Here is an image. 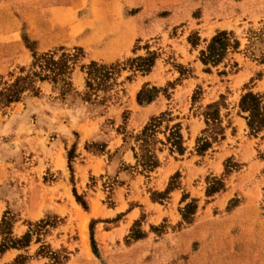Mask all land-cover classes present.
<instances>
[{
  "label": "rangeland",
  "instance_id": "rangeland-1",
  "mask_svg": "<svg viewBox=\"0 0 264 264\" xmlns=\"http://www.w3.org/2000/svg\"><path fill=\"white\" fill-rule=\"evenodd\" d=\"M221 30L238 51L205 72L199 50ZM28 46L80 47L83 57L69 92L36 80L37 95L0 99L6 242L29 223L50 225H33L30 245L0 254V264H264V186L252 213L235 209L242 190L264 184V128L251 135L238 106L248 91L264 99V0H0V90L28 70ZM148 52L156 59L142 73L136 59ZM89 61L116 65L104 104L83 100L79 64ZM146 84L162 91L141 109L135 97ZM214 102L222 139L214 127L203 132ZM165 110L180 122L185 153L164 150L149 174L132 168L133 137ZM200 137L212 144L198 154Z\"/></svg>",
  "mask_w": 264,
  "mask_h": 264
},
{
  "label": "trees",
  "instance_id": "trees-1",
  "mask_svg": "<svg viewBox=\"0 0 264 264\" xmlns=\"http://www.w3.org/2000/svg\"><path fill=\"white\" fill-rule=\"evenodd\" d=\"M25 39V38H24ZM239 41L230 31H217L206 43L204 48L199 50L198 60L206 67L205 72H209L211 67H216L221 64L229 53L237 52ZM27 47V46H26ZM28 48H30L28 46ZM32 52V60L28 70L24 75L17 76L14 81L0 90V99L4 104H10L20 99L25 91H31L33 95L38 94V88L35 86V81H48L52 85H59V89L67 93L72 90V73L74 67L80 59H82V49L74 47L67 49L59 46L53 50L38 53L30 48ZM156 55L152 52L144 57H137L136 70L146 73L154 65ZM116 65L103 64L95 61H89L88 64H79L80 70L85 74V91L83 93L84 101H97L98 104H104L108 100V90L112 79L113 70ZM236 67V64H234ZM24 70H22L23 72ZM162 90L160 88L148 85L142 86L136 93V102L141 106H146L154 101ZM101 92V94H99ZM197 91L192 96V101L196 99ZM223 98V96H221ZM217 103L207 104L206 111L202 114L205 128L203 132L211 130L210 128L218 129L215 134H220V139L223 138V129L221 125V113ZM239 109L245 114L247 127L251 135H254L264 128V99L261 95L248 91L241 95L239 99ZM211 141L206 137H200L196 142V153H204L211 146ZM131 152L134 159L132 168L139 169L147 174L153 172L161 164L159 154L167 150L169 155L182 156L185 153L184 139L181 133L180 122H174V116L168 110L161 111L157 115L152 114L141 129L133 137V145ZM70 160L69 152L67 155ZM71 171L70 166L68 165ZM170 191H168L169 193ZM72 193L75 200L80 204L83 210H87L86 203L77 195L76 190L72 187ZM182 217L185 218L182 210ZM35 226H50L47 220H40L35 224H27V230L18 239L6 242V235L12 232H7L10 227L5 217L2 218L0 228L5 229L0 231V254L5 253L10 249L26 248L31 243V227ZM90 244L92 251L95 253V241L92 233V224L89 226ZM4 235V236H3Z\"/></svg>",
  "mask_w": 264,
  "mask_h": 264
},
{
  "label": "crops",
  "instance_id": "crops-1",
  "mask_svg": "<svg viewBox=\"0 0 264 264\" xmlns=\"http://www.w3.org/2000/svg\"><path fill=\"white\" fill-rule=\"evenodd\" d=\"M140 107V106H139ZM146 107H148V105H146V106H141L140 108L141 109H145ZM263 186H264V184H261L260 182H257L255 185H253V187L252 188H250V189H248V190H246V192H245V190H242V191H244L243 193H240L239 194V196L238 197H240V199H241V201H240V203H239V205L235 208L236 210L238 209V210H242V209H244V207L246 206V207H248L249 209L248 210H242V212H251L250 211V209L253 207L252 205H253V203L255 202V204H257V202L260 200V197H261V192H262V188H263ZM248 191V192H247ZM226 192V191H225ZM257 193H258V195H257ZM230 197V196H229ZM228 197V195L226 196V198H229ZM245 207V208H246ZM234 209V210H235ZM233 210V211H234ZM231 213H232V211H231ZM252 213V212H251ZM242 216H244L246 219H249V218H251V214H242L241 216H239V217H242ZM125 217V216H124ZM123 217V218H124ZM123 227V219L120 221V224H118L116 227H115V229L116 230H114L115 232L116 231H118L119 229H121ZM114 231H108L109 233H111V234H113V233H115ZM237 245H234V244H232V248H231V250H232V252H234V258H236V260H238V258H237V256L236 255H238L236 252H239L238 251V249H237ZM14 250L13 249H10V250H7L5 253H4V255L5 254H8V253H11V252H13ZM3 255V256H4ZM239 256V255H238ZM223 260H226V258H224ZM239 263V262H238Z\"/></svg>",
  "mask_w": 264,
  "mask_h": 264
}]
</instances>
